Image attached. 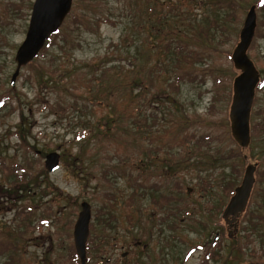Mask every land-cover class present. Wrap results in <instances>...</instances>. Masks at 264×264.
Returning a JSON list of instances; mask_svg holds the SVG:
<instances>
[{"label":"rangeland","instance_id":"1","mask_svg":"<svg viewBox=\"0 0 264 264\" xmlns=\"http://www.w3.org/2000/svg\"><path fill=\"white\" fill-rule=\"evenodd\" d=\"M235 1L73 0L60 35L12 85L35 0H0V264H80L73 232L83 201L88 264H264V83L251 114L259 135L242 157L222 156L241 147L229 117L240 74L232 53L251 5L248 54L264 77V10ZM165 42L186 55L168 66ZM132 62L138 87L124 80ZM135 96L140 127L124 120ZM50 152L61 155L54 172ZM254 163L252 197L231 226L222 212Z\"/></svg>","mask_w":264,"mask_h":264},{"label":"water","instance_id":"2","mask_svg":"<svg viewBox=\"0 0 264 264\" xmlns=\"http://www.w3.org/2000/svg\"><path fill=\"white\" fill-rule=\"evenodd\" d=\"M72 7L73 0H35L25 39L16 52L17 69L11 79L12 85L15 84L21 67L33 61L50 37L58 32ZM257 18L256 5H251L240 32V41L232 53V61L235 68L240 70V74L234 79L229 117L232 136L241 147H247L251 143V114L260 82L259 70L248 54L256 34ZM60 158L58 152L48 153L45 160L46 170L50 172L57 170L60 167ZM256 170L257 163L248 164L242 183L236 187L224 210L223 216L231 226L237 225V217L248 206L256 182ZM81 205L82 210L74 225V246L80 264H88L87 243L90 236L92 207L87 201H83ZM229 217L232 218L228 219ZM235 230L237 231V227Z\"/></svg>","mask_w":264,"mask_h":264},{"label":"trees","instance_id":"3","mask_svg":"<svg viewBox=\"0 0 264 264\" xmlns=\"http://www.w3.org/2000/svg\"><path fill=\"white\" fill-rule=\"evenodd\" d=\"M233 2H232V4L231 5H234V4H236V1L235 0H232ZM256 4H257V6L259 7V8H261L262 10H264V0H256ZM176 8H177V6H175L174 8H171L170 7V9H171V13H173L175 10H176ZM71 13H72V11H71ZM70 13V14H71ZM165 15H163V14H161V15H159V17H158V19H157V23H158V25L159 26H161V28L159 29L160 31L161 30H163V27L162 26H165ZM81 20V19H80ZM103 21H104V19H103ZM80 22H84V20H82V21H80ZM100 19L98 20H96V23L99 25L100 24ZM215 23H216V21H215ZM214 23V24H215ZM166 25H167V23H166ZM170 31H172V30H170ZM62 31H61V28H60V30L57 32V33H55L54 35H55V37L56 36H58V35H60V33H61ZM172 32H174V31H172ZM159 33V32H158ZM200 33H203V34H205V35H207L208 36V34H207V32L205 31V29H201V31H200ZM54 35H53V37H54ZM53 37H51L49 40H48V42H47V44L45 45V47H48V45L50 46V43H52V41H53ZM66 38H67V35H64L63 36V39L65 40L64 42H66ZM177 43H180V42H177ZM176 43V44H177ZM172 45V42H165V44H163V43H161L160 44V46H159V44L157 45V47L159 46V48H158V51L160 52V53H164V56L166 55V59H167V63H168V66L170 65V64H173L172 62L174 61V58H178L179 59V57H183V56H185L186 54H184V50H185V47L183 46V47H181V45L180 44H178V45ZM44 49V48H43ZM42 49V50H43ZM192 50H190V52H191ZM189 54V53H188ZM190 61V60H189ZM165 62V64H167ZM185 62H187V61H185ZM179 63V62H178ZM191 63V62H190ZM132 64V68H130L129 70H126V69H124V80H125V77H127V76H129V78H130V80H129V82L126 84V85H128L129 87H131V86H133V87H135V86H137L138 87V85L140 84V82L142 83L143 81H141V80H143V79H141L139 76H138V74H139V72H140V70H138V66H137V63H135V62H132L131 63ZM137 66V67H136ZM164 66H167V65H164V63L163 64H160L159 65V67L160 68H163ZM178 66H179V68L181 67V63H179L178 64ZM178 66H176V67H178ZM179 70H182V69H179ZM111 72L113 73L114 72V68H111V69H106L104 72H103V74L102 75H110L111 74ZM53 73V72H52ZM157 73V72H156ZM130 74H133V77L131 78V75ZM188 74V76H189V73L187 72V71H183L182 73H179V74H177L175 77H174V82L175 83H179L180 81H183L184 79H185V76ZM219 80H221V79H219ZM263 83H264V77L263 78H261V81H260V83H259V85H258V87H257V91L258 90H260L261 89V87H262V85H263ZM142 84H145L144 82L142 83ZM105 95V94H104ZM113 95V94H112ZM115 95V94H114ZM137 98V96H135L134 98H130L129 99V101H127V110H128V108H129V106L130 107H132L131 108V110H130V113H128L127 111H126V109L124 108V120H126V119H131V118H133L134 116V114L137 112V110L139 109V104H140V101H136L135 99ZM255 100H256V97H255ZM148 120V118L147 119H145V121L144 122H146ZM140 121H141V119H136L135 117H134V119H133V123H134V125L136 126V127H140V126H142V124H140ZM259 124H257L255 121H253V118L251 117V134H252V137H257V135H259L258 133H257V126H258ZM261 125H263V124H261ZM135 132H137V131H135ZM126 135H128V133H127V131H126ZM204 138H206V139H211V140H213V137H212V135L211 134H206V135H202ZM189 138L191 137V136H188ZM205 140V139H204ZM210 142V141H209ZM201 144V143H200ZM238 150H234V153H232V154H230V155H224L225 153H222V156H226V159L227 160H229V159H233L234 158V156H239V157H242L243 155H242V151H243V149L244 148H242V147H238L237 148ZM219 151H221L220 149H219ZM132 155V154H131ZM127 158V160H129L130 158L129 157H126ZM241 159H243V158H241ZM125 173V172H124ZM262 192L264 193V188H262ZM253 194V193H252ZM260 205V204H259ZM261 205H262V202H261ZM260 205V206H261ZM234 248V250H235V248H236V246H234L233 247ZM236 251H238V252H241V250H240V248L238 247L237 249H236ZM237 252V253H238Z\"/></svg>","mask_w":264,"mask_h":264},{"label":"flooded vegetation","instance_id":"4","mask_svg":"<svg viewBox=\"0 0 264 264\" xmlns=\"http://www.w3.org/2000/svg\"><path fill=\"white\" fill-rule=\"evenodd\" d=\"M46 156H47V155H46ZM45 159H46V157H45ZM60 162H61V158H60ZM47 171H48V170H47ZM48 172H49V171H48ZM31 212H32V211H31ZM21 214H22V213H21ZM223 214H224V211L222 212V218L225 219L224 216H223ZM23 216H24V215H23ZM238 217H239V216H238ZM238 217H237V219H238ZM228 219H231V218L229 217Z\"/></svg>","mask_w":264,"mask_h":264}]
</instances>
